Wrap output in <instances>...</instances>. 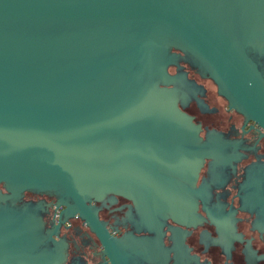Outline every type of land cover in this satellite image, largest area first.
Listing matches in <instances>:
<instances>
[{"label": "water", "instance_id": "95a60500", "mask_svg": "<svg viewBox=\"0 0 264 264\" xmlns=\"http://www.w3.org/2000/svg\"><path fill=\"white\" fill-rule=\"evenodd\" d=\"M261 55L264 0H0V264H62L52 233L73 214L109 264H127L90 204L108 193L149 230L197 220L241 141L200 134L179 105L194 88L181 63L264 137ZM206 159L213 178L197 183ZM25 192L55 197L52 228ZM237 193L264 231V160L247 164Z\"/></svg>", "mask_w": 264, "mask_h": 264}, {"label": "flooded vegetation", "instance_id": "af4514ba", "mask_svg": "<svg viewBox=\"0 0 264 264\" xmlns=\"http://www.w3.org/2000/svg\"><path fill=\"white\" fill-rule=\"evenodd\" d=\"M257 60L264 74V55ZM181 65L194 82L193 93L179 102L181 109L200 124L202 136L206 130H215L225 138L239 139L238 160L219 168L218 180L205 192L204 201L198 200L199 218L188 224L167 218L157 232L149 230L137 224L133 202L116 193L91 200L90 204L109 236L124 240L127 264H264V231L255 223L253 210L240 209L237 193L247 164L264 160V137L249 127L250 121L244 123L243 116L227 106L209 78L202 77L189 63ZM168 71L174 72L175 67L170 66ZM211 170L210 160L206 159L197 183L212 179ZM23 198L43 204L41 216L46 228L57 223L61 206L55 208L53 195L25 192ZM55 231L52 236L64 244L62 264H109L99 240L76 214L60 221ZM130 235L157 239L135 241Z\"/></svg>", "mask_w": 264, "mask_h": 264}]
</instances>
